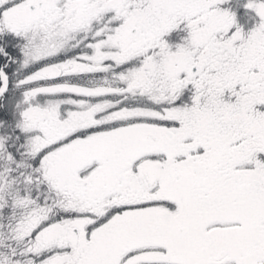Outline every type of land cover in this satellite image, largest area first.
<instances>
[{
  "label": "snow or ice",
  "instance_id": "6c2138e0",
  "mask_svg": "<svg viewBox=\"0 0 264 264\" xmlns=\"http://www.w3.org/2000/svg\"><path fill=\"white\" fill-rule=\"evenodd\" d=\"M0 264H264V0H0Z\"/></svg>",
  "mask_w": 264,
  "mask_h": 264
}]
</instances>
